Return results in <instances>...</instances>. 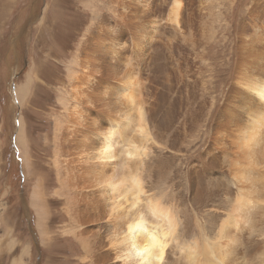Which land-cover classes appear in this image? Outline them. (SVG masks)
Instances as JSON below:
<instances>
[{"label": "rangeland", "instance_id": "1", "mask_svg": "<svg viewBox=\"0 0 264 264\" xmlns=\"http://www.w3.org/2000/svg\"><path fill=\"white\" fill-rule=\"evenodd\" d=\"M87 1L0 0V264H99L95 251L97 239L92 235L102 227L99 229L96 224L77 218L79 209L72 205L71 192L63 189L61 184L64 165L57 155L61 151L56 152L52 140L55 117L64 119L57 97L59 92L66 94L69 90L71 65L79 62L83 47L89 44L93 36L88 37L99 19L100 23L105 22L110 27L117 22L113 11L102 9L106 0H95L97 7L102 4L103 11H99L97 19L91 20L90 10L82 6ZM149 1L150 6L144 7L143 11L130 7L127 13L129 20H136L134 25L140 26L143 22L141 26L145 29L142 32L146 34L142 33V38L133 39L125 26L115 27L110 32L118 44L125 43V48L120 50V70H116L118 73L115 72L111 84L126 73L131 74L132 81L140 79L139 84L126 91L133 97V104L124 105L119 99L116 103L120 108L114 107V114L126 112L132 116V123L120 128L118 145H148L150 149L146 161H128L126 169L118 165L115 175H140L143 187L148 191L146 197L158 199L178 217L180 236L176 246H169L166 264H185L178 248L195 242L217 245L216 233L228 220L222 233L223 236L227 234L226 241L233 229V223L229 221H236L240 212L234 211L240 204L237 200L246 196L256 202V210L246 212L250 220L246 224L243 221L246 228L239 222L244 230H238L239 226L233 229L232 235L236 230L238 232V242L233 244L227 264H264V256L257 249L258 243L264 240V193L260 188L254 190L256 193L250 189L240 192L233 186L231 169L240 163L239 153L233 155L237 132L233 138L225 136L217 142L210 126L214 110L221 103L225 109L232 102L233 90L239 81L236 65L246 55L240 47L243 45L239 38L243 33L240 27H244V19L251 14L258 19L257 24L263 20L264 26V0H179L183 9L177 27L169 17L174 0ZM249 6L253 9L251 13ZM260 35L264 36V31ZM39 50L43 51L41 60L46 61L40 77L44 84L42 108L38 115L30 113L25 121L28 138L38 148L36 152L32 150L38 160L34 168L41 170L44 182V232L38 227V219L30 206L29 197L36 181H26L23 162L15 145L19 117L14 102L15 88L25 86L31 75L32 84H35V69L40 65L41 57L36 54ZM246 60L251 62L252 59ZM104 63L108 65L109 61ZM121 71L123 74L119 73ZM116 83L111 85L112 89L117 88ZM140 107L144 111L150 110L146 142L135 128L136 108ZM235 114L238 119L227 132L236 130L240 124L242 110ZM98 125H106L102 114ZM233 156H236V162Z\"/></svg>", "mask_w": 264, "mask_h": 264}, {"label": "bare ground", "instance_id": "2", "mask_svg": "<svg viewBox=\"0 0 264 264\" xmlns=\"http://www.w3.org/2000/svg\"><path fill=\"white\" fill-rule=\"evenodd\" d=\"M126 1L106 0L103 8L102 4L97 7L94 3L95 0H88L82 4L85 9L90 10L91 20L98 18L100 10L108 9L113 11L112 14L117 17V22L115 26L110 27L105 22L100 23L99 19L97 27L92 31L90 37H88L91 38L93 36L89 44L86 43L87 45H83L84 52L79 62L71 65L68 73V79L70 81L69 90L66 94L59 92L57 97L59 106L64 111L61 113L64 119L58 116L55 117L52 140L56 152L61 151L57 154L59 158L63 159L64 165L61 184L63 185V189L71 192L72 205L79 209L77 218L81 221L85 220L96 224L99 226V229L102 227V230H96L92 235L93 238L97 239V244L95 243L97 262L99 264H166L168 261L167 254H169L168 251L170 249L169 246L171 248L176 246V240L180 236L178 232V217L170 207L164 205L158 199L154 200L153 198L146 197L148 191L143 187L144 184H142L140 175H133V177L115 175V168L118 165L121 169H126L128 161L138 160L142 163L146 161L150 151L148 145H142L143 143L141 144L142 146L132 147L129 144H123L120 147L118 145V139L121 136L120 128H124L126 125L132 123V116L126 112L116 115L114 114V107L117 106V108H120L116 103L119 99L124 105L126 103L133 104V97L126 93V91H130L135 85L139 84L140 79L135 80L136 78H134L132 81L131 74L129 76L127 73L123 74L121 71L119 73H122L123 76H120L115 81L118 82L116 83L118 84L117 88H111V85L115 84V82L111 84V81L114 80L115 74L118 73L116 70H120V50L121 47L125 48V43L118 44L110 32L115 27L122 28L125 26L130 31L132 38H142L141 36L145 33L142 32L145 29L144 26H141L143 22H140L141 24L138 23L140 26L134 25L133 22L135 19L132 21L129 20L130 17L127 13L130 7L140 11L148 6L150 2L149 0H128V3ZM182 9L181 1L174 0L172 2L171 8L169 9V17L175 24V27L178 25L179 15ZM251 10L253 9L250 8L248 11L250 12ZM262 14H264L263 11ZM258 18L261 20L260 16ZM155 19L151 21H155ZM102 20L105 21V19ZM244 20L246 22L244 27H240V31L242 30L243 33L240 35L239 33L241 32H239L238 34L240 35L239 38H241L240 43H243L240 47H243L242 49L245 50L246 55L243 54L245 57L242 60L240 59L239 63L237 62L238 64L236 63L239 81L236 84L237 86L234 87L235 90H233L234 97L232 96V102L227 104L225 109L220 101L221 106H218L214 110V113L212 112L211 125H209L211 126L214 139L217 142L225 138V136L233 138V134L237 132V140L234 142L236 152L230 150L234 152L233 155L238 152L239 156L237 157L240 160L239 164L233 165L232 161L230 162L233 165L231 169V174H234L233 186L235 185L234 187H237L240 192L246 189L255 192L254 190L260 188V192L264 193V36L260 35L264 31V26L262 25L263 20L261 21L262 24H257L256 20L258 19L253 18L252 14ZM147 31L149 33L151 32L150 30ZM152 34L150 35L152 36ZM236 49L239 50L238 48ZM42 52V50H39L36 53L38 56L41 55V57L39 58L40 65H35V84H32L31 75V80L25 86H20L18 89L15 88L14 102L19 109V117L17 120L18 132L15 145L23 162L26 181L28 183L30 180L36 181L33 184L34 186L29 197L30 206L33 208L38 219V227L42 230L41 232H44L46 231L42 223V220H45L46 216L44 182L41 176V170H35L34 168L38 160L36 159L37 157L32 155V150L36 152L38 148L28 138L25 121L30 113L38 115V112L41 110L40 108H42L41 103L43 100L41 89L43 90L44 84L40 80V77L46 66V61L41 60L43 58ZM248 58L252 59V63L246 60ZM101 59L103 60L100 61ZM105 60L109 61L108 65L104 63ZM125 60L127 61L128 59ZM235 62L236 60H234V64ZM249 63L251 64L248 65ZM235 80L237 79L235 78ZM38 89H40V94L38 93ZM240 109L243 112L240 124L238 125L237 123V129L235 127L236 130L232 132L228 131L231 132L228 133L227 130L238 119V114L236 115L235 113ZM148 111L150 110L144 111L142 107L136 108V132L145 142L148 140L147 127L148 117L150 116ZM101 114L104 115L106 125L99 127L98 119L101 117ZM223 147L225 148V146ZM222 151L224 152V150ZM228 159L230 160V158ZM118 160L119 164L117 163ZM228 170L230 171V169ZM72 193L74 194L73 196ZM250 200L251 198L247 199V196L237 200L240 204L234 208L236 209L234 211L237 212L240 210L239 213L237 212L239 214L238 218L237 220L233 218L236 220L234 222H230L232 219L229 221V223H233L231 225L233 229H238L239 222L243 223L244 221L245 224L246 221L250 222L246 212H251L252 209L256 210L254 208L256 202L253 203ZM225 222L220 225L221 229H219V233L218 231L216 233V235L218 234L217 245L195 242L183 248L177 247L178 252L183 257V263L227 264L229 262H227L229 255L230 258L232 255V246L235 242H238V238H236L238 232L236 230L237 234L232 235L234 230L231 228L230 230L232 232L228 233V228L231 226H227L226 224L228 228L225 232L228 233V236H231H227L225 241L224 237L227 234L225 236L222 235ZM245 224L243 223V225ZM242 227L238 230H244L246 225ZM248 233L250 235V232ZM242 237L244 238V236ZM200 240L202 239L200 238ZM261 241V243H258L257 249L264 256V240Z\"/></svg>", "mask_w": 264, "mask_h": 264}]
</instances>
